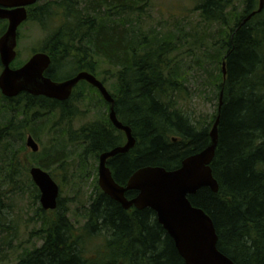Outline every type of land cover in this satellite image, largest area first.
Wrapping results in <instances>:
<instances>
[{
  "label": "trees",
  "instance_id": "trees-1",
  "mask_svg": "<svg viewBox=\"0 0 264 264\" xmlns=\"http://www.w3.org/2000/svg\"><path fill=\"white\" fill-rule=\"evenodd\" d=\"M243 1L201 0L195 8L207 28L214 27L208 35L214 50L209 55L216 99L212 115L187 109L190 80L184 76L183 59L175 54L180 37L177 31L165 35L156 27L145 28L149 0H47L30 8L29 19L49 31L36 52L51 56L47 75L53 80L80 71L104 76L105 85L111 80L118 117L137 139L129 152L108 161L120 184L126 185L145 166L180 167L186 157L210 144V131L220 115L219 144L211 164L219 191L203 187L190 200L214 220L223 253L237 264H264V9L245 21L259 8V0ZM67 69L72 72L62 76ZM80 86L94 89L109 110L99 90L86 81L65 101L26 92L14 98L3 95L7 105H0V187L2 181L12 194L29 192L34 201L40 199L30 176L32 162L21 153L27 133L39 139L50 117L51 149L43 150L35 162L52 176L57 167L84 181L93 160L126 142L109 111L106 118L71 127L78 115L72 103L86 99L78 92ZM70 144L81 149L77 161L66 153ZM7 191H0V229L16 231L8 221L13 203L4 202ZM136 194L127 192L129 198ZM82 207L86 222L78 226L61 199L55 210L39 206L41 226L33 234L42 244L19 254L13 264H186L152 209H125L99 183ZM10 238L3 247L12 245ZM9 258L0 253V264Z\"/></svg>",
  "mask_w": 264,
  "mask_h": 264
},
{
  "label": "water",
  "instance_id": "water-1",
  "mask_svg": "<svg viewBox=\"0 0 264 264\" xmlns=\"http://www.w3.org/2000/svg\"><path fill=\"white\" fill-rule=\"evenodd\" d=\"M39 0H0V19H7L8 26L0 37V61L3 70L0 74V89L4 96L14 98L23 92L35 96H45L59 101L68 100L74 88L86 81L99 90L109 103V118L113 125L126 135V142L99 158V185L112 199L123 208L135 207L139 210L150 208L155 211L159 223L173 238L176 248L186 264H237L218 247L219 236L212 217L202 208L193 205L190 196L201 188L209 187L219 191V183L211 166L219 144V122L217 117L211 131L210 144L202 151L186 157L181 166L167 169L163 166H145L136 170L122 185L113 176L109 159L118 154L129 152L135 147L137 139L131 126L123 123L115 109V98L104 82L89 71L79 73L64 80H53L47 75L51 66V56L43 51L34 53L22 66L14 68L12 63L17 58L19 27L29 18L28 6ZM264 0L259 8L250 14L263 11ZM226 75V63H223ZM223 93L220 97V108ZM26 145L33 152L40 150L33 135H28ZM30 175L40 190V203L45 210L58 207L61 188L51 173L40 166H32ZM137 191V196L129 198L127 192Z\"/></svg>",
  "mask_w": 264,
  "mask_h": 264
},
{
  "label": "rangeland",
  "instance_id": "rangeland-1",
  "mask_svg": "<svg viewBox=\"0 0 264 264\" xmlns=\"http://www.w3.org/2000/svg\"><path fill=\"white\" fill-rule=\"evenodd\" d=\"M46 1L39 0L36 5H41L46 3ZM200 1L149 0L150 4L146 9L144 23L147 30L156 27L158 32L165 35L173 34L174 31H177L180 39L178 38L177 45L179 49L175 54L178 53L180 59H183V68L187 71L184 76L190 80L187 109L197 112L198 115H212L216 108V99L211 83V73L214 69V64L211 63L212 60L209 55L214 50L211 49L210 45L212 41H208V35L213 33L214 27L207 28V25L201 21L199 12L195 10L196 5ZM236 1L238 3L244 2L243 0ZM258 3H260V0ZM239 5L241 7V4ZM7 26L8 22L0 19V37L7 30ZM48 36L49 31L42 27L39 22L28 19L22 23L18 31V55L12 66L17 68L16 65L19 63H26L37 50L42 48ZM201 42H205V44H201ZM2 70L3 66L1 65L0 74ZM70 72L72 70L67 69L61 75L65 76ZM103 77L100 75L99 79ZM110 81L108 80L106 84L109 90H111L109 87ZM78 92L79 94H83L86 99L72 103L73 106L78 108V115L71 123L72 128L78 129L91 121L108 116V107L100 100L98 93L94 89L90 87L84 89L80 86ZM2 99L3 94L0 89V105H7ZM1 109L0 106V121L3 119ZM53 121V117H50L44 128H41L39 139L33 136L40 146L38 152H33L26 145L28 135H32V133H27L25 150L21 153V157H24L28 163L31 160L32 164L29 166V169L32 166H39L36 164L35 159H40L44 156L43 150L51 149L53 135L49 133V130ZM78 150L79 148L74 145H68L66 153L72 155L70 161H77L78 155L76 153L80 152L81 149ZM34 153L37 155L34 156ZM91 164L90 172L86 173L84 181L78 175H67L60 168L55 167L53 169V177L61 188L59 199H61L64 205H69L71 211L70 218L78 226H82L86 222V219L81 216L85 212L82 204L89 203L91 195L94 194L95 185L99 183V160H93ZM7 189V196L4 198V202L6 204L13 203L14 207H12L13 213L9 215L8 221L11 220L9 224L11 223L16 228V231L10 230L8 227L0 229V253H8L10 260L7 264H13L16 262L19 254L42 244V241L33 234L41 226V223L37 219V208L41 206V203L40 199L34 201L29 192L23 193L17 191L16 194H12L9 192V187L1 181L0 191L5 193ZM9 237H11L12 245H9V248L3 247V242L7 241Z\"/></svg>",
  "mask_w": 264,
  "mask_h": 264
},
{
  "label": "flooded vegetation",
  "instance_id": "flooded-vegetation-1",
  "mask_svg": "<svg viewBox=\"0 0 264 264\" xmlns=\"http://www.w3.org/2000/svg\"><path fill=\"white\" fill-rule=\"evenodd\" d=\"M36 4H37V3H36ZM36 4H34V5H31V6H28V7H27V9H28V13H29V10H30V8H31V7H33V6H35ZM2 20H4V21H7V22H8V20H7V19H2ZM12 67H13V66H12ZM109 106H110V105H109ZM99 158H100V157H99ZM98 182H99V181H98ZM137 194H138V192H137ZM137 194H136L135 196H137ZM135 196H134V197H135ZM132 198H133V197H132Z\"/></svg>",
  "mask_w": 264,
  "mask_h": 264
},
{
  "label": "bare ground",
  "instance_id": "bare-ground-1",
  "mask_svg": "<svg viewBox=\"0 0 264 264\" xmlns=\"http://www.w3.org/2000/svg\"><path fill=\"white\" fill-rule=\"evenodd\" d=\"M27 93V92H26ZM56 100V99H55Z\"/></svg>",
  "mask_w": 264,
  "mask_h": 264
}]
</instances>
